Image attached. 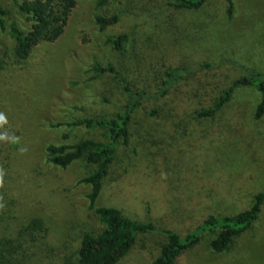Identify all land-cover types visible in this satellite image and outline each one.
<instances>
[{
  "label": "rangeland",
  "instance_id": "obj_1",
  "mask_svg": "<svg viewBox=\"0 0 264 264\" xmlns=\"http://www.w3.org/2000/svg\"><path fill=\"white\" fill-rule=\"evenodd\" d=\"M24 1L0 0L8 12L7 29L0 28V193L7 196L3 212L13 216V228L30 218L44 221L37 263L77 264L83 237L104 228L90 209V187L82 183L92 168L84 160L55 166L47 147L105 140L102 131L71 124L123 111L124 85L160 92L172 69L192 70L134 112L130 144L117 149L97 206L118 208L132 220L183 237L209 216L248 210L264 193V116L256 119L262 100L257 89L238 88L214 118L195 115L211 108L247 70L264 73V0H234L230 20L226 0H211L196 12L174 10L164 0H110L103 8L95 0H77L62 36L19 61L8 27H31L17 6ZM114 14L120 21L101 31L96 18ZM122 34L129 40L124 51H115L107 39ZM202 63L212 66L200 68ZM97 64L113 66L123 83L110 74L94 78ZM215 237L205 235L176 264H264V206L229 251L212 252ZM163 242L161 232L140 236L118 264H151Z\"/></svg>",
  "mask_w": 264,
  "mask_h": 264
},
{
  "label": "trees",
  "instance_id": "obj_2",
  "mask_svg": "<svg viewBox=\"0 0 264 264\" xmlns=\"http://www.w3.org/2000/svg\"><path fill=\"white\" fill-rule=\"evenodd\" d=\"M98 8L108 5L110 0H95ZM174 10L199 11L211 0H164ZM227 17L232 19L235 14L234 0H226ZM77 0H27L17 4L20 13L30 22L27 30L11 24L9 35L14 39V53L19 61H26L32 51L43 43H52L59 39L68 24ZM7 10L0 5V28L7 29ZM121 15L98 16L96 23L101 31L120 21ZM129 40L128 34L109 37L107 43L115 51H124ZM212 64L202 63L200 68H209ZM191 68H176L169 71L161 91L155 94L134 92L124 85L127 102L124 110L112 117H90L71 124L73 128H83L87 131H102L105 140L85 139L75 145H49L46 149L48 160L60 168H67L76 161L84 160L92 168L90 174L82 183L90 187L88 195L89 206L94 210L103 230L96 234H86L78 251L77 264H118L136 245L140 236L161 232L164 242L161 244L159 256L151 264H176L177 259L187 250L196 247L207 234H216L210 243L214 253L229 251L243 233L249 230L259 219L264 206V193L257 194L251 207L234 216L217 218L209 216L195 230L180 236L172 230H163L152 222L136 221L126 217L118 208L98 207L97 201L103 189V183L108 177L116 159L117 149L130 144V126L134 112L145 101H155L190 74ZM94 78L110 74L119 82V77L113 66L95 65L92 68ZM242 87H254L261 94L256 119L264 116V73L247 70L246 75L233 81L215 100L213 106L195 113L199 119L214 118L232 100L235 91ZM156 113H151L154 116ZM66 135L65 138H68ZM7 196L0 193V264H39L35 248L46 237L47 227L40 218H30L25 223L13 228V216L5 217L3 208ZM15 218V217H14ZM4 223L7 224L4 227ZM4 227L3 229H1Z\"/></svg>",
  "mask_w": 264,
  "mask_h": 264
}]
</instances>
